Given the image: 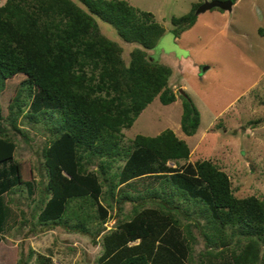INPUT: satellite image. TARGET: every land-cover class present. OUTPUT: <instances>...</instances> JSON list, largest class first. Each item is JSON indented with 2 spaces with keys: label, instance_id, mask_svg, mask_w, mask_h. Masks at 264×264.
<instances>
[{
  "label": "rangeland",
  "instance_id": "374dc122",
  "mask_svg": "<svg viewBox=\"0 0 264 264\" xmlns=\"http://www.w3.org/2000/svg\"><path fill=\"white\" fill-rule=\"evenodd\" d=\"M6 1L0 0V5ZM73 1L92 15L102 34L117 43L125 65L130 63L132 50L139 47L146 59L171 66L166 84L175 92V100L165 104L156 94L130 126L121 128L120 144L130 149L137 134L152 136L169 127L186 141L189 153L186 158L167 159V166L182 171L187 162L208 159L226 172L235 197L252 195L264 204V0H237L230 11L215 7L216 11L199 12L196 22L179 36L171 31V16L181 15L203 0H128L154 13V17L142 16L146 23L157 20L164 29L154 47L127 41L82 0ZM161 50L175 53L161 57ZM203 65H207L204 73ZM28 78L26 72L17 71L5 77L0 88V133L4 131L15 141L13 159L19 163L22 177L2 194L9 211L0 231V264H100L107 244L135 216L153 221L157 233L124 244L137 245L135 250L145 254L162 247L163 234L180 238L186 245L185 264H224L231 261L232 251L249 247L247 235L232 238L231 225H215L204 203L186 199L166 181L176 170L160 167L113 185L124 157L113 160L106 173L99 169V157L83 160L86 170L98 174L102 192L96 200H71L63 219L71 226L83 225L86 231L41 221L38 212L50 195L44 148L55 136L52 127L60 113ZM181 87L200 112L193 134L181 128ZM35 100L39 106H34ZM25 180H30V194ZM153 192L179 207H161L158 198L145 196ZM127 196L138 197L132 201ZM258 252L256 264H261L264 243Z\"/></svg>",
  "mask_w": 264,
  "mask_h": 264
},
{
  "label": "trees",
  "instance_id": "16d2710c",
  "mask_svg": "<svg viewBox=\"0 0 264 264\" xmlns=\"http://www.w3.org/2000/svg\"><path fill=\"white\" fill-rule=\"evenodd\" d=\"M82 1L127 41L137 40L154 47L164 32L157 20L146 23L142 18L153 16L152 11L128 0ZM199 3L181 15L171 16L174 25L171 31L175 35L195 22L194 9ZM119 52L117 43L102 34L92 15L73 0H7L0 5V88L5 77L17 71L26 72L28 81L35 83L44 100L54 104L60 113V120L52 127L55 136L44 148L50 195L38 218L48 225L61 223L68 229L86 231L83 225L71 226L63 219L71 200L87 197L96 200L102 192L98 174L86 170L83 160L99 157V169L106 173L113 160L124 157L121 172H116L119 178L113 185L160 167L176 170L165 178L169 184L186 199L204 203L215 225H231L232 238L248 236L249 247L241 252L232 251L231 261L224 264H256L258 246L264 243L262 200L252 195L235 197L226 172L208 159L196 164L187 162L182 171L167 166V159L186 158L189 153L186 141L169 127L152 136L137 134L130 149L120 144L121 128L130 126L156 94L165 104L175 100L176 94L166 84L171 74L168 64L146 59L145 52L136 47L130 63L125 65ZM29 87L32 91L31 84ZM180 93L181 128L186 134H193L200 123V112L187 92ZM34 103L40 105L39 101ZM15 147V141L2 131L0 231L9 211L2 194L22 181L20 165L13 159ZM25 183L28 193H32L30 180ZM145 196L158 198L163 208L179 207L170 198L154 192ZM127 197L135 201L138 196ZM154 233L157 231L150 219L131 218L125 230L107 244L100 264H185L186 245L177 237L163 234L162 247L155 253L152 248L145 254L135 250L137 245L124 244L128 239H143ZM259 263L264 264V258Z\"/></svg>",
  "mask_w": 264,
  "mask_h": 264
},
{
  "label": "water",
  "instance_id": "95a60500",
  "mask_svg": "<svg viewBox=\"0 0 264 264\" xmlns=\"http://www.w3.org/2000/svg\"><path fill=\"white\" fill-rule=\"evenodd\" d=\"M233 1L232 0H203L196 8L195 12L199 13L205 11L209 8L217 6L222 9L230 10L232 8ZM207 68V65H203L201 67V71L203 72ZM183 89L179 88V92H182Z\"/></svg>",
  "mask_w": 264,
  "mask_h": 264
},
{
  "label": "crops",
  "instance_id": "0c3cea01",
  "mask_svg": "<svg viewBox=\"0 0 264 264\" xmlns=\"http://www.w3.org/2000/svg\"><path fill=\"white\" fill-rule=\"evenodd\" d=\"M236 1H237V0H235V1L233 2L232 7H233V5H234V3H235ZM209 9H213L212 11H216L215 8H213V7H212V8H209ZM231 9H232V8H231ZM231 9H230V10H231ZM230 10H228V11H230ZM205 11H206V10H205ZM203 12H204V11H203ZM220 13L223 14L224 12L221 11ZM196 20H197V17H196ZM196 20H195V22H196ZM195 22H194V23H195ZM194 23H193V24H194ZM193 24H192V25H193ZM192 25H191V26H192ZM191 26H190V27H191ZM190 27H188L187 29H189ZM187 29H185V30H187ZM185 30H183V31H182L181 33H179L177 36L181 35ZM165 53H168L167 55H170V54L175 53V51L165 52L164 50H161V51H160V55H161V57H162ZM159 60L162 61L161 59H159ZM162 62H163V63H166L165 61H162ZM166 64H168V63H166ZM168 65H169V64H168ZM169 66H170V65H169ZM170 67H171V66H170ZM203 73H204V71H203ZM203 73H202V74H203ZM180 85L183 86V84H180ZM181 88H182V87H181ZM182 89H183V88H182Z\"/></svg>",
  "mask_w": 264,
  "mask_h": 264
}]
</instances>
